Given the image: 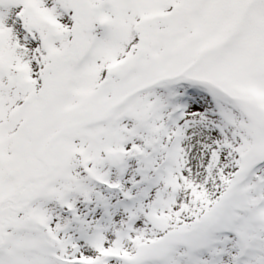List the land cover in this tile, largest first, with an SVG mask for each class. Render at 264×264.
I'll return each instance as SVG.
<instances>
[{"label": "snow or ice", "instance_id": "snow-or-ice-1", "mask_svg": "<svg viewBox=\"0 0 264 264\" xmlns=\"http://www.w3.org/2000/svg\"><path fill=\"white\" fill-rule=\"evenodd\" d=\"M0 264H264V0H0Z\"/></svg>", "mask_w": 264, "mask_h": 264}]
</instances>
